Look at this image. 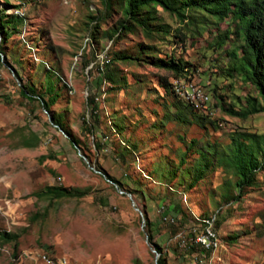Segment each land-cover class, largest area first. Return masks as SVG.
Instances as JSON below:
<instances>
[{
    "label": "rangeland",
    "instance_id": "rangeland-1",
    "mask_svg": "<svg viewBox=\"0 0 264 264\" xmlns=\"http://www.w3.org/2000/svg\"><path fill=\"white\" fill-rule=\"evenodd\" d=\"M3 9L22 15L23 26L0 46L8 63L0 66V231L17 237L16 246L0 242V264H156L142 217L104 173L126 189L141 191L132 195L135 207L146 212L168 264H264V175L232 203L218 197L221 169L192 189L180 186L178 178L162 183L153 177L157 166L177 168L185 147L181 139L205 138L220 148L233 131L264 134V113L241 120L215 106L210 91L215 81L202 75L210 69L202 54L215 58L206 50L215 29L193 35L160 9L170 26L165 40L140 32L106 38L102 34L122 15L118 8L106 10L101 0H0ZM226 24L220 23V29ZM177 30L186 35L183 44ZM140 46H155L158 57L173 56L194 67L191 77L182 80L207 95L195 106L215 121V128L207 125L204 132L194 125L161 122L166 96L158 78L170 73L142 58L112 60L115 53L134 58ZM107 71L115 82L105 77ZM50 82L59 94L50 113L20 93L22 85H33L47 97ZM216 83L226 105L233 98L255 96L253 87L239 79ZM90 97L97 107L93 113ZM53 119L89 160L79 156ZM116 124L124 129L119 134ZM90 127L93 134L84 130ZM126 140L137 150L122 158L117 146ZM46 186L84 194L40 199L36 194ZM215 214L218 247L206 251L194 239L203 230L202 221Z\"/></svg>",
    "mask_w": 264,
    "mask_h": 264
},
{
    "label": "trees",
    "instance_id": "trees-1",
    "mask_svg": "<svg viewBox=\"0 0 264 264\" xmlns=\"http://www.w3.org/2000/svg\"><path fill=\"white\" fill-rule=\"evenodd\" d=\"M101 2L109 12L118 8L122 15V18L111 29L102 34L106 38H111L115 34L119 38L124 34L140 32L148 38L165 40L170 32V26L162 21L159 15L160 9L173 16L183 28H190L193 35L201 36L207 29H215L216 35L206 46V50L211 55L214 54L215 58L209 57L210 55L206 56L205 53L202 54L210 68L209 71L206 69L202 75L210 79L213 77L215 81L211 85L210 91L216 108L241 120L264 113V0H101ZM15 14L9 15L5 9L0 11V46L12 35L19 33V28L23 26L22 15ZM224 21L227 22L226 28L221 30L219 24ZM97 29L98 26L95 25L92 32L93 39H95ZM175 36L180 44L185 42L186 35L182 31L177 30ZM227 45L228 49H226ZM158 54L159 51L155 46H140L136 57L115 53L112 60L114 62L130 59L139 61L142 58V60L146 59L149 65L170 73V77L160 76L158 78V85L166 96L162 105L164 109L162 123L174 122L179 125H194L204 132L207 130V125L215 128V121L201 113L199 107L195 106L199 102L191 101L180 90L192 86L187 85L183 80L191 77L192 72H195L194 67L173 56L158 57ZM6 58V53L0 47V66L8 64ZM108 62L109 60H106L104 63ZM207 71L208 73H206ZM109 74L107 71L105 77L114 81ZM220 78L239 79L250 84L255 91V96H246L243 101L233 98L232 102L226 105L221 95V88L216 83ZM173 83H179V87ZM20 93L27 100L38 102L47 113L51 112V107L59 97L52 82L45 88L47 97L33 85H22ZM87 104L93 113L97 108L94 98L90 97ZM53 122L67 135L71 145L75 144L89 160L80 148L78 141L70 137L60 121L53 119ZM116 128L119 131L118 134L124 130L120 129L122 127L118 124H116ZM84 130L93 134L91 127L84 128ZM181 140L185 147L180 155L177 168L167 169V167L157 166L153 169V177L159 182L167 183L178 178L180 186L192 189L198 183L204 182L216 169H221L224 179L219 186L218 197L223 203H232L239 202L249 189L258 185V176L264 175L263 133L233 131L229 133V143L225 146L221 145L220 148L218 144L209 143L205 138L202 141L199 139ZM126 142L128 144L123 142L122 145L117 146L118 154L122 158L137 150V145L134 142L129 140ZM96 147L99 148V144H96ZM188 159H191V162H188ZM177 169L181 176L177 174ZM98 171L104 172L100 168ZM104 175L112 182L113 186L118 187L117 189L124 193H129L131 196L134 195V192L141 193L140 190L126 189L117 179L106 173ZM83 194L84 192L77 189L46 186L36 195L40 199L52 201ZM175 210L178 211L177 206ZM141 211L145 219L148 242L159 254L156 264H168L163 249L154 242L150 232L151 223L146 212L142 209ZM215 212L217 214L219 210ZM216 214L204 220H216ZM214 220H212L213 224ZM203 221L202 225L205 227ZM16 240V235L0 231V242H14L16 246Z\"/></svg>",
    "mask_w": 264,
    "mask_h": 264
},
{
    "label": "built area",
    "instance_id": "built-area-1",
    "mask_svg": "<svg viewBox=\"0 0 264 264\" xmlns=\"http://www.w3.org/2000/svg\"><path fill=\"white\" fill-rule=\"evenodd\" d=\"M101 63L103 65V62ZM97 68H99V66H97ZM173 85H177L179 87V83H173ZM180 90L193 102H199L200 100L202 101V97L205 98V101L208 99L207 95L204 97V94L200 93V91L197 89V86L194 84H192L191 87H186V89ZM215 238V233H211L209 226H207L203 227V230L201 231V237L194 239V242L202 249L210 251V247L215 246Z\"/></svg>",
    "mask_w": 264,
    "mask_h": 264
},
{
    "label": "water",
    "instance_id": "water-1",
    "mask_svg": "<svg viewBox=\"0 0 264 264\" xmlns=\"http://www.w3.org/2000/svg\"><path fill=\"white\" fill-rule=\"evenodd\" d=\"M55 127H57V126H55ZM58 129H59V131H62L60 128H58ZM73 147H74V148L76 149V151L79 153V156H80L82 159H84V160L86 161L85 156H82V155L80 154L79 149L77 148V146H76L75 144H73ZM92 169H93V168H92ZM107 181L110 182V183H112V182H111L110 180H108V179H107ZM122 193H123V192H122ZM127 195H128V197H129V199H130V201H131V204H132V206L134 207V209H135V210L140 214V216L142 217V224H143L142 227H144V226H145V219H144V217H143L142 212H141L138 208L135 207V202H134V200H133L131 194L127 193ZM145 239H146V242H147V244H148V246H149L151 252L155 254V259H156V261H157V259H158V257H159V254H158L157 251L153 248V246L148 242V235H147V233H145Z\"/></svg>",
    "mask_w": 264,
    "mask_h": 264
},
{
    "label": "bare ground",
    "instance_id": "bare-ground-1",
    "mask_svg": "<svg viewBox=\"0 0 264 264\" xmlns=\"http://www.w3.org/2000/svg\"><path fill=\"white\" fill-rule=\"evenodd\" d=\"M181 88V87H180ZM203 222H205V227L209 226L211 233H215L214 231V227H213V223L211 220H204ZM216 236V234H215ZM199 237H201V234L196 235L195 239H198ZM218 247V239L217 237L215 238V246L214 247H210V250H215Z\"/></svg>",
    "mask_w": 264,
    "mask_h": 264
}]
</instances>
